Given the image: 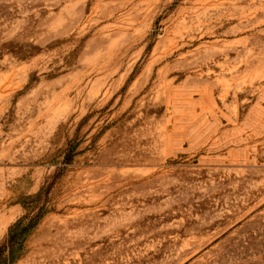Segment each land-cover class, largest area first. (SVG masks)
<instances>
[{
    "label": "rangeland",
    "instance_id": "obj_1",
    "mask_svg": "<svg viewBox=\"0 0 264 264\" xmlns=\"http://www.w3.org/2000/svg\"><path fill=\"white\" fill-rule=\"evenodd\" d=\"M39 212L12 264H264V0H0V249Z\"/></svg>",
    "mask_w": 264,
    "mask_h": 264
},
{
    "label": "trees",
    "instance_id": "obj_2",
    "mask_svg": "<svg viewBox=\"0 0 264 264\" xmlns=\"http://www.w3.org/2000/svg\"><path fill=\"white\" fill-rule=\"evenodd\" d=\"M68 159L75 155L74 146L67 149ZM42 213L39 212L26 222L24 218L19 219L11 225L5 244L0 249V264H12L22 255L21 250L27 234L39 223Z\"/></svg>",
    "mask_w": 264,
    "mask_h": 264
}]
</instances>
